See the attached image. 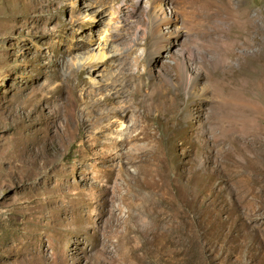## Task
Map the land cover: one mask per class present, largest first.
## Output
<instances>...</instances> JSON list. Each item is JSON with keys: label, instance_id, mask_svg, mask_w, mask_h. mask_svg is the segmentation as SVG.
I'll return each instance as SVG.
<instances>
[{"label": "rangeland", "instance_id": "rangeland-1", "mask_svg": "<svg viewBox=\"0 0 264 264\" xmlns=\"http://www.w3.org/2000/svg\"><path fill=\"white\" fill-rule=\"evenodd\" d=\"M0 264H264V0H0Z\"/></svg>", "mask_w": 264, "mask_h": 264}, {"label": "bare ground", "instance_id": "bare-ground-1", "mask_svg": "<svg viewBox=\"0 0 264 264\" xmlns=\"http://www.w3.org/2000/svg\"><path fill=\"white\" fill-rule=\"evenodd\" d=\"M175 37H176V36H175ZM170 39H172V38H171V37H170V38H168V40H167V41H168V44H169L168 46L171 48V47H173V46H174V41H173V40H172V41H170ZM174 47H175V46H174ZM170 48H169V49H170Z\"/></svg>", "mask_w": 264, "mask_h": 264}]
</instances>
